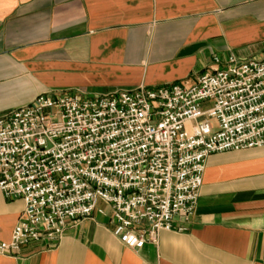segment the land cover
Wrapping results in <instances>:
<instances>
[{
	"label": "crops",
	"instance_id": "obj_1",
	"mask_svg": "<svg viewBox=\"0 0 264 264\" xmlns=\"http://www.w3.org/2000/svg\"><path fill=\"white\" fill-rule=\"evenodd\" d=\"M216 54L264 57V0H0V115L43 93L191 83ZM24 208L0 191V241ZM112 230L99 202L58 244L27 245L0 264H264V147L207 158L187 230L140 249Z\"/></svg>",
	"mask_w": 264,
	"mask_h": 264
},
{
	"label": "built area",
	"instance_id": "obj_2",
	"mask_svg": "<svg viewBox=\"0 0 264 264\" xmlns=\"http://www.w3.org/2000/svg\"><path fill=\"white\" fill-rule=\"evenodd\" d=\"M257 147L264 57L216 54L191 83L40 94L0 115V191L25 204L0 255L58 244L99 202L124 245L157 244L162 231L187 230L211 154Z\"/></svg>",
	"mask_w": 264,
	"mask_h": 264
}]
</instances>
